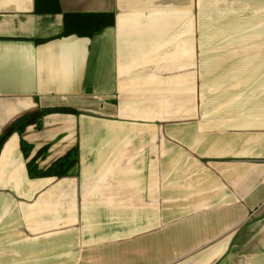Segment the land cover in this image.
<instances>
[{
    "label": "crops",
    "instance_id": "1",
    "mask_svg": "<svg viewBox=\"0 0 264 264\" xmlns=\"http://www.w3.org/2000/svg\"><path fill=\"white\" fill-rule=\"evenodd\" d=\"M58 7L0 0V135L78 111L3 142L0 264H264V0ZM65 12L115 22L56 37ZM74 146L68 175L29 177Z\"/></svg>",
    "mask_w": 264,
    "mask_h": 264
},
{
    "label": "trees",
    "instance_id": "2",
    "mask_svg": "<svg viewBox=\"0 0 264 264\" xmlns=\"http://www.w3.org/2000/svg\"><path fill=\"white\" fill-rule=\"evenodd\" d=\"M35 10L40 13L59 12L58 0H36ZM62 16L63 29L61 33L56 35V37L69 35L91 37L101 29L113 26L115 22V16L112 12H65ZM46 40L48 39H38L36 42H44ZM49 113L77 114L78 111L70 107H52L41 108L22 114L12 121L0 135V148L10 134L13 132L21 134L28 125L36 123L39 118ZM20 147L23 154L28 157L30 146L23 139H20ZM46 150V147L40 148L26 163L27 172L30 178L63 177L68 175L70 170L78 163V148L77 146H74L63 156L52 162L47 168L39 169L36 160L38 157L42 156Z\"/></svg>",
    "mask_w": 264,
    "mask_h": 264
},
{
    "label": "water",
    "instance_id": "3",
    "mask_svg": "<svg viewBox=\"0 0 264 264\" xmlns=\"http://www.w3.org/2000/svg\"><path fill=\"white\" fill-rule=\"evenodd\" d=\"M0 143H1V141H0Z\"/></svg>",
    "mask_w": 264,
    "mask_h": 264
},
{
    "label": "built area",
    "instance_id": "4",
    "mask_svg": "<svg viewBox=\"0 0 264 264\" xmlns=\"http://www.w3.org/2000/svg\"><path fill=\"white\" fill-rule=\"evenodd\" d=\"M264 181V180H263Z\"/></svg>",
    "mask_w": 264,
    "mask_h": 264
}]
</instances>
